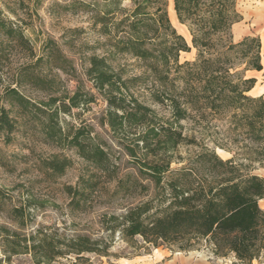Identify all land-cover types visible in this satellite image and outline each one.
Listing matches in <instances>:
<instances>
[{
  "label": "trees",
  "instance_id": "trees-1",
  "mask_svg": "<svg viewBox=\"0 0 264 264\" xmlns=\"http://www.w3.org/2000/svg\"><path fill=\"white\" fill-rule=\"evenodd\" d=\"M0 1V138L12 144L22 129H38L46 143L76 151L87 169L65 186L71 211H86L95 200L126 201L123 213L102 214L108 234L100 237L46 225L28 232L32 201L12 207L13 227L0 225V264L23 254L35 264L87 253L110 257L117 233L132 246L138 238L147 248L206 246L223 264L264 257V177L254 173L264 167V95L250 94L257 79L249 75L264 68L262 41L254 35L235 41L233 27L243 19L238 0H174L190 42L172 24L167 0H132L122 19L113 13V33L107 12L99 22L112 35L111 55H84L82 76L58 41L38 45L28 34L45 0ZM121 1L111 4L120 8ZM84 6L89 12L91 3ZM193 49L195 59L182 62L181 53ZM115 54L135 59L142 71L115 67ZM97 95L107 105L99 123L110 141L89 124L61 119ZM72 163L53 154L42 167L60 177ZM9 197L0 188V208Z\"/></svg>",
  "mask_w": 264,
  "mask_h": 264
},
{
  "label": "rangeland",
  "instance_id": "rangeland-1",
  "mask_svg": "<svg viewBox=\"0 0 264 264\" xmlns=\"http://www.w3.org/2000/svg\"><path fill=\"white\" fill-rule=\"evenodd\" d=\"M168 1L169 5L171 0ZM173 5H174V0ZM112 0H45L39 8V18L36 20L34 32L28 34L43 43L48 37L54 38L62 46L65 53L75 60L78 75L82 76V59L84 55H111L112 39L114 31L112 15L119 21L134 8L132 0H122L120 8L111 4ZM85 3H91V9L87 12ZM1 7V1H0ZM238 8L243 19L234 25L233 33L235 41L242 40L247 35H254L262 39L264 35V0H238ZM122 9V10H121ZM175 10V9H174ZM107 12V29L111 33H105L104 24L99 22L100 17H105ZM176 13V11H175ZM99 17V18H98ZM177 29L189 42L188 30L180 22L172 21ZM196 50L181 53V61L194 60ZM115 67L125 65L129 73H140L142 69L133 66L135 59L127 55L115 54L111 56ZM264 50L262 51V64L264 67ZM249 75L255 77L257 82L252 92L253 96L264 95V68L262 71H251ZM66 85L70 90L74 89L72 79L62 74ZM86 82L85 87L90 88ZM105 100L97 95V100L80 109L73 110L71 115H61V119L71 125L80 126L89 124L94 127V135H100L105 140L111 139V132L107 127H102L99 117L106 109ZM185 148L183 149V151ZM218 153L225 159L230 158L228 152ZM53 154L67 156L73 161L63 176H47L42 167V161ZM120 155V154H116ZM125 163L127 157L121 155ZM87 169V163L73 149L63 148L55 143H46L44 136L38 129L24 128L16 136L12 144L4 143L0 138V188L9 194L6 205L0 208V225H10L7 212L15 206H28L31 216L27 220L26 230L30 232L39 225L59 227L62 231L72 235L75 233H88L94 237L106 236L108 233L102 229L103 213H123L126 201L100 202L95 200L86 211H71L69 195L65 191L66 185H76L80 175ZM255 174L264 177V167H257ZM124 201V202H123ZM264 209V199L260 200ZM13 227V226H12ZM138 244L130 245L120 238L117 233L111 247L112 255L100 256L87 253L83 258L75 255L59 257L51 264H223V259H216L210 248L204 246L199 250L176 251L164 245L158 248H147L141 238ZM229 262V260H228ZM11 264H35L29 254L16 255ZM253 264H264V257L255 260Z\"/></svg>",
  "mask_w": 264,
  "mask_h": 264
},
{
  "label": "bare ground",
  "instance_id": "bare-ground-1",
  "mask_svg": "<svg viewBox=\"0 0 264 264\" xmlns=\"http://www.w3.org/2000/svg\"><path fill=\"white\" fill-rule=\"evenodd\" d=\"M169 14H170V17L172 19V21H177V16H176V13H175V10H174V5H173V1L171 0L170 2V5H169ZM179 22V21H178ZM184 26V25H183ZM187 29V28H186ZM188 30V29H187ZM188 34H189V37H190V33L188 31ZM262 41V51L264 50V35L261 39ZM263 63H264V60H263ZM254 89V88H253ZM253 91V90H252ZM251 91V92H252ZM221 152H225L224 150H220Z\"/></svg>",
  "mask_w": 264,
  "mask_h": 264
},
{
  "label": "crops",
  "instance_id": "crops-1",
  "mask_svg": "<svg viewBox=\"0 0 264 264\" xmlns=\"http://www.w3.org/2000/svg\"><path fill=\"white\" fill-rule=\"evenodd\" d=\"M177 16V15H176Z\"/></svg>",
  "mask_w": 264,
  "mask_h": 264
},
{
  "label": "water",
  "instance_id": "water-1",
  "mask_svg": "<svg viewBox=\"0 0 264 264\" xmlns=\"http://www.w3.org/2000/svg\"><path fill=\"white\" fill-rule=\"evenodd\" d=\"M219 149V148H218Z\"/></svg>",
  "mask_w": 264,
  "mask_h": 264
}]
</instances>
